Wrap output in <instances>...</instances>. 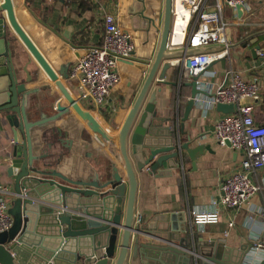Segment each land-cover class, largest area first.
Wrapping results in <instances>:
<instances>
[{"label":"water","instance_id":"water-1","mask_svg":"<svg viewBox=\"0 0 264 264\" xmlns=\"http://www.w3.org/2000/svg\"><path fill=\"white\" fill-rule=\"evenodd\" d=\"M171 2L163 0L157 48L153 58L139 60L136 76L144 77L115 136L109 135L67 88L69 64L52 68L17 22L11 0L0 2V113L7 120L10 113L17 118L12 122L6 167L13 196L8 209L12 225L0 233V264H230L226 260L228 252L238 255L236 264H242L253 243L264 246V227L257 239L239 250H229L221 242L204 241L190 233L183 213L158 215L147 222L136 215L137 173L170 175L173 170H181L186 159L194 167L196 158L207 149L203 144L190 147L193 140L184 130V121L197 105L196 100L207 95L199 83L203 71L216 60L202 71L179 70L180 86L188 87L190 95L182 116L177 106L174 116L166 118L168 124L163 125L155 111L156 96L161 85H176L175 81L165 80L166 72L176 59L225 48L209 45L168 49ZM236 11L241 15L240 6ZM12 33L63 98L65 105L57 107L54 114L41 113L36 120L28 119L29 94L49 86L31 90L25 87L32 80L30 58L22 66L25 79L18 82L15 52L9 47ZM215 108L221 114L237 112L235 103H219ZM70 111L119 166L112 164L92 177L67 176L58 169L59 160L53 161V154L34 152L31 130ZM59 144L70 148L72 141L60 139ZM55 145L56 141L49 142L47 148ZM178 221L183 225L179 226ZM259 264H264V258Z\"/></svg>","mask_w":264,"mask_h":264},{"label":"crops","instance_id":"crops-1","mask_svg":"<svg viewBox=\"0 0 264 264\" xmlns=\"http://www.w3.org/2000/svg\"><path fill=\"white\" fill-rule=\"evenodd\" d=\"M11 2L17 22L54 69L68 63L70 71L80 55L89 47L101 43L103 12L113 14L117 25L130 34L134 45L131 57L118 62V83L111 90L106 105L95 110L100 126L109 135L115 136L144 77V74L136 76L139 60H150L157 48L163 0ZM247 4L249 9L241 10V15L237 14L236 9L224 6L222 15L229 24L226 32L229 46L224 55L214 59L215 64L203 71L201 82L218 85L224 80L227 70H236L245 80L259 82L260 98L252 102L253 116L258 124L264 125V61L258 55L259 51H264V0H248ZM188 30V20L172 17L170 37L174 42L184 37ZM9 47L15 52V73L18 82L25 79L22 66L30 58L29 70L32 80L27 82L25 87L31 90L49 86L47 90L29 94L26 104L28 119L36 120L40 118L41 113L47 116L54 114L57 107L65 105L55 86L41 69L37 70V64L30 53L13 33L10 35ZM221 52L223 50L208 53ZM172 63L173 66L166 72L165 80L175 81L176 85H161L155 102L157 118L163 125L168 124L164 121L166 118L174 116L177 106L182 116L185 102L190 95V89L180 86L179 83V70L182 69L176 66L174 61ZM66 86L76 99L80 98L77 80L70 78ZM206 99L207 96H200V104L191 109L187 120L184 121V130L193 140L190 147L203 144L207 149L196 158L194 167L186 159L183 168L173 170L170 175H148L145 171L137 173L135 212L137 216H143L144 222L158 215L183 213L190 233L204 241L221 242L229 250H239L248 241L257 239L263 230L261 221L264 217V168L253 172L252 179L257 191L246 204L238 210L225 208L221 204V182L233 171L239 161V155L228 145L223 146L216 141L214 125L222 114L215 107H206ZM12 115L13 113H10L7 120L4 119L5 115L0 113V182L7 186L10 194L12 189L6 175V167L12 143V125L17 121L16 116L14 118ZM31 138L34 152L45 150L53 154V161L59 160L58 169L67 176L92 177L94 172L104 170L105 167L110 168L112 164L119 166L115 158L97 142L95 136L72 111L42 128H33ZM57 139H68L72 144L70 148H62ZM53 141H56V145L47 148V144ZM8 198L10 208L13 196ZM213 210L218 211L217 222L205 223L202 226L190 223L192 211ZM177 224L183 225L180 221ZM208 252L211 253L210 249ZM211 254L213 256L214 253ZM263 255L264 252H260L258 257ZM226 260L230 264H236L239 256L228 252Z\"/></svg>","mask_w":264,"mask_h":264},{"label":"built area","instance_id":"built-area-1","mask_svg":"<svg viewBox=\"0 0 264 264\" xmlns=\"http://www.w3.org/2000/svg\"><path fill=\"white\" fill-rule=\"evenodd\" d=\"M248 0H172V17L186 19L189 30L186 35L174 42L170 37L167 48H197L209 45H223V52L218 54L200 53L176 59L174 63L187 72L202 71L217 57L226 53L229 43L226 32L229 24L223 18L224 6L242 11L249 9ZM103 33L99 45L89 47L80 55L69 71V77L77 80L81 92L77 99L98 121L95 110L105 106L113 87L118 83L116 66L122 60H128L134 49L130 34L122 30L115 17L106 11L102 14ZM258 55L264 61V51ZM200 88L207 95L206 107L214 108L216 104L237 105L236 113L222 114L214 125V137L218 144L228 146L239 155V161L233 171L221 182V204L228 209L238 210L256 193L252 174L264 168V125L258 124L253 116L252 102L260 98V84L245 80L236 70H227L224 80L218 85L200 81ZM202 96V95H201ZM200 98V97H199ZM198 98V99H199ZM196 100L199 105V100ZM250 102V103H248ZM100 124V123H99ZM7 187L0 182V233L12 225L8 212L9 203ZM191 224L202 226L218 221V211L191 212ZM264 227V217L261 221ZM255 240V239H254ZM264 246L253 243L251 250L242 264H259L264 255Z\"/></svg>","mask_w":264,"mask_h":264},{"label":"rangeland","instance_id":"rangeland-1","mask_svg":"<svg viewBox=\"0 0 264 264\" xmlns=\"http://www.w3.org/2000/svg\"><path fill=\"white\" fill-rule=\"evenodd\" d=\"M6 186V185H5ZM7 187V186H6ZM8 203H9V205H10V201H9V199H8Z\"/></svg>","mask_w":264,"mask_h":264},{"label":"flooded vegetation","instance_id":"flooded-vegetation-1","mask_svg":"<svg viewBox=\"0 0 264 264\" xmlns=\"http://www.w3.org/2000/svg\"><path fill=\"white\" fill-rule=\"evenodd\" d=\"M58 140V139H57ZM58 142H59V140H58ZM62 148H65L64 146H61Z\"/></svg>","mask_w":264,"mask_h":264},{"label":"bare ground","instance_id":"bare-ground-1","mask_svg":"<svg viewBox=\"0 0 264 264\" xmlns=\"http://www.w3.org/2000/svg\"><path fill=\"white\" fill-rule=\"evenodd\" d=\"M180 39V38H179ZM177 42V41H176Z\"/></svg>","mask_w":264,"mask_h":264}]
</instances>
